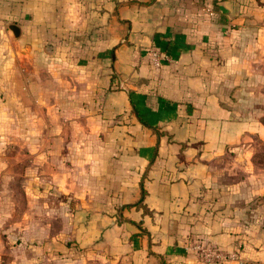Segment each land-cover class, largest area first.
<instances>
[{
  "label": "crops",
  "instance_id": "1",
  "mask_svg": "<svg viewBox=\"0 0 264 264\" xmlns=\"http://www.w3.org/2000/svg\"><path fill=\"white\" fill-rule=\"evenodd\" d=\"M263 16L264 0H0V133L32 163L22 186L44 173L62 196L57 231L23 215L0 264H205L196 243L264 264V233L216 184L217 162L264 141L231 83Z\"/></svg>",
  "mask_w": 264,
  "mask_h": 264
},
{
  "label": "rangeland",
  "instance_id": "2",
  "mask_svg": "<svg viewBox=\"0 0 264 264\" xmlns=\"http://www.w3.org/2000/svg\"><path fill=\"white\" fill-rule=\"evenodd\" d=\"M262 24L264 27V16ZM256 34L253 28L249 29L246 41L249 44L257 41L259 34ZM261 38L258 45L252 42L249 46L242 78L231 83L237 110L248 117L260 116L264 124V31ZM3 130L4 135L0 133V240L18 228L17 221L25 214L33 217L40 230L57 231L59 224L51 214L57 211V207H53L54 201L62 199V196L51 192L47 184L49 177L44 173L36 180L38 189L27 191L22 186L27 185L31 176H22L19 172L32 163L29 164L30 160L25 156L16 159L15 148L19 146L13 138L16 135L9 128ZM43 132L40 128V133ZM44 163L35 165L44 167ZM221 168L222 172L216 176L217 186L224 190L218 191L220 196L217 198L222 200L220 205L236 215L240 213L248 227L264 233V141L253 142L243 152L233 151L217 162L216 170Z\"/></svg>",
  "mask_w": 264,
  "mask_h": 264
},
{
  "label": "built area",
  "instance_id": "3",
  "mask_svg": "<svg viewBox=\"0 0 264 264\" xmlns=\"http://www.w3.org/2000/svg\"><path fill=\"white\" fill-rule=\"evenodd\" d=\"M151 63L155 67H160L164 61L169 60V56L162 52L152 51L150 53ZM192 250L200 258L202 263L212 264L214 262L223 261L230 257L226 256L222 251L212 245H204L201 243L193 244Z\"/></svg>",
  "mask_w": 264,
  "mask_h": 264
},
{
  "label": "water",
  "instance_id": "4",
  "mask_svg": "<svg viewBox=\"0 0 264 264\" xmlns=\"http://www.w3.org/2000/svg\"><path fill=\"white\" fill-rule=\"evenodd\" d=\"M9 29L12 31L14 36H18L19 35V28L15 24H11L9 26Z\"/></svg>",
  "mask_w": 264,
  "mask_h": 264
}]
</instances>
